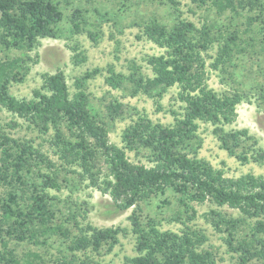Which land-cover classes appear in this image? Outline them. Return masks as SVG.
Here are the masks:
<instances>
[{
	"label": "trees",
	"instance_id": "trees-1",
	"mask_svg": "<svg viewBox=\"0 0 264 264\" xmlns=\"http://www.w3.org/2000/svg\"><path fill=\"white\" fill-rule=\"evenodd\" d=\"M190 1L198 6L209 4L219 15L226 14L228 21H203L197 26L180 18V0H163L173 15L177 12L172 23L153 19L139 26L138 38L144 37L161 49L145 56L151 74L142 72L133 61L128 75L113 66L108 68L105 82L112 88L129 84L131 95L147 94L160 108L158 100L176 87L175 99L180 104L178 111L170 109L172 124L138 115L125 127L120 146L109 140L106 122L90 105L85 90L83 81L100 72L99 68L77 77L73 91L58 69L41 74L42 82L31 97L11 94L10 84L22 82L30 64L38 62L40 40L65 34L66 15L58 0H0V52L13 51L0 58V110L12 113L41 135L50 131L45 141L66 172L60 178L59 168L33 138H15L0 127V186L7 188L6 196L0 197V263L111 264L96 260L94 255L111 252L119 235H127L128 230L118 225L96 227L85 221V211L71 208L64 214L56 207L57 196L47 192L60 190L63 181L76 186L80 180L108 195L121 211L168 189L178 195L186 220L195 217L192 202L210 201L235 209L237 217L217 209H210L207 216L217 231L226 232L224 241L237 254L235 264L264 262V175L227 176L223 169L197 156L199 124L205 123L212 126L220 147L241 164H264V145H259L247 128L225 129L235 120L237 105L244 101H253L264 111V83L224 91L208 85L211 71L234 82L239 59L255 53L257 46L264 53V0ZM238 8L247 11L240 24L233 21L234 15L241 14ZM67 19L71 34L83 31L86 18L79 7ZM92 34L88 32L93 38ZM66 46L74 65L86 60L77 42ZM211 49L214 53L210 54ZM106 109L120 115L121 103L111 102ZM127 151L142 154L145 161H132ZM41 165L50 173L40 172ZM129 218L135 254L124 257L126 264H215L212 251L203 248L208 237L202 229H193L181 220L185 226L178 231L162 230L152 218L142 223L135 212ZM53 237L63 244L49 260L30 250L20 258L8 246L12 239L44 245Z\"/></svg>",
	"mask_w": 264,
	"mask_h": 264
},
{
	"label": "rangeland",
	"instance_id": "rangeland-1",
	"mask_svg": "<svg viewBox=\"0 0 264 264\" xmlns=\"http://www.w3.org/2000/svg\"><path fill=\"white\" fill-rule=\"evenodd\" d=\"M63 7L66 18L64 19L65 34L59 38H43L37 47L38 62L30 64V68L24 76L22 82H12L10 92L12 95L21 97H31L32 90L38 88L42 82L41 74L53 73L60 69L63 71L70 91L75 89L74 82L77 77H81L85 72L94 68H99L100 72L91 78L85 79L84 85L90 105L98 111L99 118L106 122L109 140L117 145H123L121 141L122 133L127 125L134 121L138 115H147L152 121L162 124H172L173 118L170 109L179 110L180 104L175 99L176 87L169 88L161 99L158 100L160 108L155 103L154 98L147 94L138 93L131 95L129 84H123L120 88H112L105 82L108 75V68L125 75L130 72L131 61L136 63L140 70L146 74H151L145 56L161 52L153 42L144 37L138 38L140 34V24L144 21L158 19L162 23L170 25L173 21L171 7L163 0H58ZM79 7L81 14L85 16L86 23L83 24V31L78 34L69 32V17L74 8ZM180 18L193 21L197 26L203 21L227 22L226 14L219 15L210 5L198 6L190 0H180L178 5ZM240 15H234L235 23H243L247 16L246 10L238 8ZM242 25V24H241ZM244 26V25H242ZM243 29V27H241ZM92 32L94 37H90L88 32ZM71 36L69 39L66 38ZM84 50L86 60L80 65H74L71 60V52L67 48V43H76ZM249 52L250 48H248ZM208 53H214V49ZM13 51H1L0 58L10 56ZM31 56L34 51L30 52ZM211 61V60H208ZM232 69V68H231ZM234 82L222 78L219 71H211L208 78V85L217 91L231 90L235 86L244 89L250 88L257 83H264V53H260L256 47L255 53H247L237 61V67L233 71ZM118 101L121 103L122 111L120 115L108 111L106 105ZM236 118L225 129L247 128L248 131L258 139L259 145H264V111L259 110L256 103L242 102L237 105ZM17 122L13 126L11 121ZM0 127L15 138H33L36 146L40 145L44 152L59 168L60 178L66 175L65 170L59 166L60 161L53 153L46 138L50 131L41 135L36 130L30 129L27 123L15 117L12 113L0 110ZM198 136L201 139L197 156L209 161L215 168H221L227 176H238L247 172L256 175H264V164L250 161L241 164L235 157L230 156L227 151L220 147L219 141L212 133L210 124L200 123ZM128 157L132 161H145L142 154L136 155L132 151H127ZM40 172L50 173V169L41 165ZM35 170V166L33 167ZM36 171V170H35ZM33 175L37 178V171ZM86 180L77 181L76 186H68L62 182L60 190L47 189L49 195H56V207L67 214L69 209L77 212H86V220L96 227L120 226L128 230L127 235H119V242L111 252L95 254L96 260L111 264H126L125 256H132L134 251V235L131 233L130 215L132 212L139 217L142 223H146L147 218H152L157 226L162 230L178 231L185 225L181 220L193 229H202L208 237L203 248L212 251L215 257V264H235L236 253L228 248L224 241L226 232H219L211 224L207 213L210 209H217L228 215L237 217L239 212L227 206L218 207L210 201L203 203L192 202L195 210V217L190 221L186 220V213L178 203L177 194L171 189L166 190L163 195H155L141 201L136 206L126 210H117L108 195L100 193L97 189L87 186ZM7 188L0 186V197L6 196ZM69 196V197H68ZM191 213V212H190ZM178 216L181 218L178 219ZM78 219H80L78 217ZM71 226V224L69 225ZM248 231V229H246ZM63 244L59 237L51 238L47 244L35 245L29 241H18L12 239L8 246L15 249L18 257L22 258L28 250L37 251L45 260L54 258L57 250ZM1 249V248H0ZM2 264V263H0ZM248 264H264L263 261H252Z\"/></svg>",
	"mask_w": 264,
	"mask_h": 264
}]
</instances>
